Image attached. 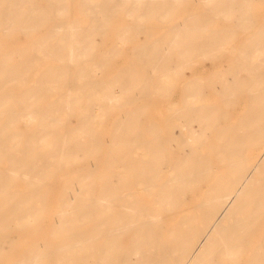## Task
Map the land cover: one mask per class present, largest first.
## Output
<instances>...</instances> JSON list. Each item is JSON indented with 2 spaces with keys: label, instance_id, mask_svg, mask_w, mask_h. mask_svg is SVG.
<instances>
[{
  "label": "bare ground",
  "instance_id": "obj_1",
  "mask_svg": "<svg viewBox=\"0 0 264 264\" xmlns=\"http://www.w3.org/2000/svg\"><path fill=\"white\" fill-rule=\"evenodd\" d=\"M49 1L52 9L34 10L28 0H0V36L31 37L0 41V264H264L256 0H199L203 9L173 20L163 18L179 13L180 0H81L86 23L47 19L67 15L62 0ZM115 13L135 18L119 25L109 19ZM147 17L167 23L154 34ZM247 30L249 41L226 44ZM108 32L116 41L101 50L95 36ZM138 35L152 41L128 44V63L100 74ZM221 53L228 63L208 79H183L182 105H169L163 129L145 120L150 94L168 93L191 61L203 67ZM203 82L221 106L200 99ZM243 95L247 107L231 122L227 108ZM183 118L200 122L192 140Z\"/></svg>",
  "mask_w": 264,
  "mask_h": 264
},
{
  "label": "rangeland",
  "instance_id": "obj_2",
  "mask_svg": "<svg viewBox=\"0 0 264 264\" xmlns=\"http://www.w3.org/2000/svg\"><path fill=\"white\" fill-rule=\"evenodd\" d=\"M28 1L32 2L36 5L35 7H31L29 9H34V10H38V9H49L50 10V9H52L49 6H47L48 2H50L49 0H28ZM62 2H63V4H65V6L62 7V10L65 11L67 13V15L46 16L47 19H55V18L67 19V20L81 19L82 21H84L82 23H86L87 20L90 19V17L88 15L82 13L83 10H82L81 4H80L81 0H62ZM179 2L181 4H179L175 8L176 10L179 11V13L167 16V17L163 18L164 20L182 19V18H185V16H186L185 14L187 12L196 11L198 9L200 10L201 8L203 9V6L201 7V5H199V0H180ZM256 2H258V4H260V5H262L264 3L261 4L260 1L256 0L255 2H253L252 8H254V9L251 8L257 14V15H255V17L261 20L262 17H264V6L261 7ZM255 5H257V6L255 7ZM24 9H28V8H24ZM124 9H126V7L118 8L117 11L124 10ZM260 10H262V12ZM67 11H69V12H67ZM259 11L261 13H258ZM260 15H261V17H260ZM134 18H135V16H133V15L123 14V13H120V14L115 13L114 15H111L109 17V19L111 21L116 20L117 21L116 23L119 25L125 24L127 22L129 23ZM146 19L148 21L147 27L155 29V31H153L154 34L158 33L161 30V28L167 23V21H159L158 17H147ZM217 24L225 26V24H227V21H224V19H220V21L218 20ZM45 27H46V25H45ZM45 27L43 26V28H45ZM251 36H252V33L247 30L245 32H236L230 38H225L224 40H225V42H228V43H226L227 45L228 44L232 45L230 47V48H232L234 46H238V45L242 44L243 42L249 41ZM144 37H141V35H138L137 37L133 36V37L127 39V42L125 43L127 45L121 46V48L119 49L120 51L113 55V58L109 62V64L103 70H100V74L114 73L115 71L119 70L122 66L126 65L129 61L130 57L132 56L131 53L133 50L132 47H130L128 44H134V43L143 42V41L144 42L145 41L146 42L152 41L151 38L145 37L146 39H144ZM28 40H31V37L29 35H27L24 32L20 33L18 31L13 32L11 35L0 36V41L4 42L6 44H17V43L23 44V43L27 42ZM95 40L98 43V45L100 44L101 50H105V49L109 48V45L116 41L115 37L113 35V32H108V34L97 33L95 36ZM226 48H229V47H224V48H222V50H225ZM218 56H219V59H217L215 61H209L212 63L207 62L206 66H203V67H202V64H200V62L191 61L188 64V66H186L184 68L183 73H181L177 77L172 76L173 83H172L171 89L168 93H161L160 94V93L153 92L152 94H150V96H148L149 97V103H145L147 108L141 112V115L145 116V120L157 122L161 125V128L163 129V124L165 122V116L169 112V105L170 104H174L176 106L182 105L181 95H182V88H183L184 80L187 77L195 75L198 72H203V74L206 77L205 79H208L207 77L212 72V70H214L215 68H219V67L222 68L225 64L228 63V59H229L230 55L221 53ZM210 83L211 82H203V87L205 88V93H204V95H202V97L200 99L208 101V102L214 101L218 106H221L222 105L221 101H220L221 95L215 89V87ZM246 101H247V99L243 95L241 97V99L239 100V102L236 104L237 106L235 105V106H231V107L227 108L230 111L229 112V119H228L229 121L234 122L236 120L237 115L240 114L243 111V109L247 107ZM129 106H130V104L126 105V106L124 105V106H120L118 108H115L114 110L110 111V115L126 114L127 112L125 110L127 108H129ZM145 120H144V122H147ZM183 121L184 122L189 121V126L191 127V129H193L192 131H190L187 134L189 140H192L193 132H195L196 130H198L200 128L199 127L200 122L195 118H189V120H187V118H183ZM183 121L181 123L182 129L185 130L186 126L183 125ZM184 135H186L185 131H184ZM211 136L212 135H209L207 133V135L205 136V138L208 137L207 141H211V139H212ZM174 144L173 145L176 148L174 151H177L179 148L177 147V144L175 142H174ZM162 164L167 165V164H170V162L163 161ZM165 168H166V166H165ZM95 172H96V174H95L96 180H101V178L99 177V172H97V171H95ZM123 173H125L126 175H129V174L131 175V173H133V172L129 171V169H128L126 171H123ZM168 174L169 173L167 171H165L163 174H160L161 175L160 178L162 176H166ZM262 177H264V176H262ZM94 192L98 193L99 189L96 187V189H94ZM258 232L260 233L261 230H258ZM250 248H251V246H247V248H245V249L248 250ZM240 261L242 262V264L245 263V260H243V259H240Z\"/></svg>",
  "mask_w": 264,
  "mask_h": 264
}]
</instances>
